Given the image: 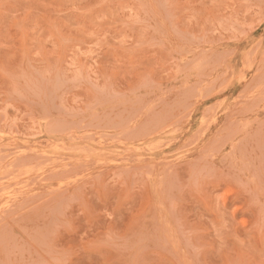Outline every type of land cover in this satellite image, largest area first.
<instances>
[{
	"label": "rangeland",
	"instance_id": "obj_1",
	"mask_svg": "<svg viewBox=\"0 0 264 264\" xmlns=\"http://www.w3.org/2000/svg\"><path fill=\"white\" fill-rule=\"evenodd\" d=\"M0 264H264V0H0Z\"/></svg>",
	"mask_w": 264,
	"mask_h": 264
}]
</instances>
